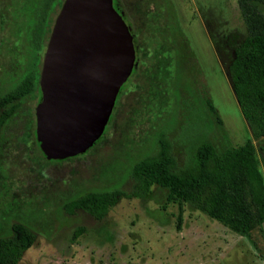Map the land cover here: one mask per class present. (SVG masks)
<instances>
[{
	"label": "rangeland",
	"instance_id": "374dc122",
	"mask_svg": "<svg viewBox=\"0 0 264 264\" xmlns=\"http://www.w3.org/2000/svg\"><path fill=\"white\" fill-rule=\"evenodd\" d=\"M169 1L198 70H184L176 79L162 81L156 90L161 91L156 100L161 109L150 108L152 97L143 90L144 84L142 90L133 86L134 76L123 86L117 113L101 142L86 156L63 164L43 161L49 169H39L37 163L31 167L28 160L16 156L0 159L4 165L16 162L33 168L0 169V238L11 236L13 224L29 227L36 236L18 264H264V222L253 219L248 234L240 235L183 204L179 223V204L168 200V192L156 185L143 199L121 198L99 221L83 211L64 210L66 202L86 192L130 191V165L153 150L160 131L167 132L178 161L185 160L179 141L185 110L173 101L171 89L176 85L182 89L188 80L194 91L197 88L212 101L232 146L254 144L264 178V138L252 139L229 78L234 50L247 35L238 0ZM63 2L58 0L50 14L41 55ZM15 5L18 0H0L5 11H0L4 12L0 28H4L1 23L7 28L1 33L5 44L0 47V94L9 89L3 83L16 71L18 59L26 56L24 35L22 42L13 33L15 22L23 19L14 15ZM137 5V0H119L121 10L132 12L128 18L132 26L133 17L140 14ZM258 7L264 15V5ZM128 19L124 20L129 27ZM185 96L182 91L181 97ZM245 204L253 212L247 192ZM78 228L84 232L74 238Z\"/></svg>",
	"mask_w": 264,
	"mask_h": 264
},
{
	"label": "trees",
	"instance_id": "16d2710c",
	"mask_svg": "<svg viewBox=\"0 0 264 264\" xmlns=\"http://www.w3.org/2000/svg\"><path fill=\"white\" fill-rule=\"evenodd\" d=\"M57 1L18 0V6H14L16 18H23V21L15 22L14 29L23 28L24 40L30 42L29 46L24 47L25 52L30 54L32 51L33 55L38 52V58L27 61L25 73L0 94V105L24 100L38 91L41 71L38 67L41 63L39 53L43 49L49 17ZM137 1L140 14L138 18L133 17L136 21L134 26L128 19L132 12L128 14L121 10L119 0H113V5L123 20L126 17L130 23L135 49V67L131 77L135 76L137 80L133 86L141 90L144 85L148 87H143L146 94L152 97L148 105L151 109L155 105L161 109V102H156L161 92L156 91L157 87L163 80L166 83L176 79L181 71L198 70L194 63L195 53L169 0ZM259 4L264 5V0H238L247 35L234 50V58L229 66L233 93L253 140L264 137V15ZM27 5L30 11L26 10ZM20 8L24 13H20ZM191 82L188 80L182 89L178 85L171 89L176 97L173 101L177 100L176 105L185 110V123L180 127L182 132L179 139L185 160L182 163L178 161L167 132L160 131L153 150L130 165V191L86 192L64 204L67 214L83 211L99 221L121 198L143 199L156 185L168 192V200L179 204V223L183 204L191 205L240 235L248 234L253 219L257 224L264 222V178L256 160L254 144L247 141L232 146L212 101L197 88L194 91ZM182 91L186 94L184 98L181 97ZM110 123L106 126L109 127ZM106 131L107 128L102 137L81 155L86 156L92 151ZM40 153L47 162H63L47 160L41 149ZM81 155L65 161H74ZM246 192L253 212L245 204ZM83 232V228L76 229L74 238ZM35 239L29 227L13 224L11 236L0 238V264H18Z\"/></svg>",
	"mask_w": 264,
	"mask_h": 264
},
{
	"label": "water",
	"instance_id": "95a60500",
	"mask_svg": "<svg viewBox=\"0 0 264 264\" xmlns=\"http://www.w3.org/2000/svg\"><path fill=\"white\" fill-rule=\"evenodd\" d=\"M135 67L113 0H64L43 55L36 136L47 160L86 153L103 135Z\"/></svg>",
	"mask_w": 264,
	"mask_h": 264
},
{
	"label": "flooded vegetation",
	"instance_id": "af4514ba",
	"mask_svg": "<svg viewBox=\"0 0 264 264\" xmlns=\"http://www.w3.org/2000/svg\"><path fill=\"white\" fill-rule=\"evenodd\" d=\"M0 11H4V8H2L1 6H0ZM0 18H1V13H0ZM3 25L4 28L3 27L0 28V47L5 44L4 43L5 39H3L1 33L3 30H7L5 24L1 23V26ZM22 29L16 28L14 29L13 33L19 38V41L23 42L24 30ZM22 44H26L25 46H29L30 42H25ZM43 44H44L43 49L41 50L39 55H41V53L44 51L45 40ZM23 52L24 51L20 52L21 56ZM25 55L28 56V58L22 56L20 59H18L15 65L16 71L11 73L7 81L3 83V85L6 86V89L13 86L14 83H16L19 80L21 75L25 73L27 63L29 61L30 62L31 60L35 61L38 58V52L35 55H33L31 51L30 54L26 53ZM42 58H43V54L40 56L41 63L38 66L39 69H41L42 66ZM129 78H131V75ZM38 85H39V81H38ZM120 92L118 93V96L116 98L115 105L112 110V114L109 118V122L112 121L113 116L117 113V109L119 106L118 102L121 97ZM40 100H41V91L39 87L38 91H36L34 95L29 96L24 100L13 101L10 103H5L0 105V159H8L9 161L11 159H14V156H16L15 159L19 158L22 161L28 160L30 162L31 167L33 163L34 164L37 163L39 169H49L43 165V161L45 162L47 161L42 159V155L39 149L40 145L39 142L37 141V136H36L35 111ZM64 162H69V161L63 160V162H55V163L63 164ZM47 163H54V162H47ZM29 168L30 167H24L23 164H19L16 162L14 163V166L12 165L10 166V164L4 165V162L0 161V169H29Z\"/></svg>",
	"mask_w": 264,
	"mask_h": 264
},
{
	"label": "crops",
	"instance_id": "0c3cea01",
	"mask_svg": "<svg viewBox=\"0 0 264 264\" xmlns=\"http://www.w3.org/2000/svg\"><path fill=\"white\" fill-rule=\"evenodd\" d=\"M262 138H264V137H262ZM262 138H260V139H262Z\"/></svg>",
	"mask_w": 264,
	"mask_h": 264
}]
</instances>
